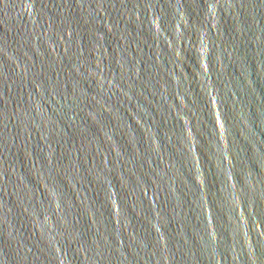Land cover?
I'll return each instance as SVG.
<instances>
[{"label": "water", "instance_id": "95a60500", "mask_svg": "<svg viewBox=\"0 0 264 264\" xmlns=\"http://www.w3.org/2000/svg\"><path fill=\"white\" fill-rule=\"evenodd\" d=\"M0 264H264V0H0Z\"/></svg>", "mask_w": 264, "mask_h": 264}]
</instances>
